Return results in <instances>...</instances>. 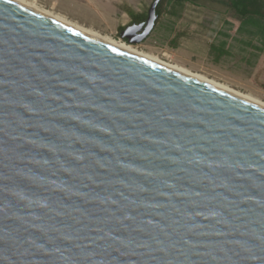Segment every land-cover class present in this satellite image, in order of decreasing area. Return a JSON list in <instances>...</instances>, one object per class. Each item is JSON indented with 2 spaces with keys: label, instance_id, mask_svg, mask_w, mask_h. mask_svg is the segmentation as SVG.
Returning a JSON list of instances; mask_svg holds the SVG:
<instances>
[{
  "label": "water",
  "instance_id": "1",
  "mask_svg": "<svg viewBox=\"0 0 264 264\" xmlns=\"http://www.w3.org/2000/svg\"><path fill=\"white\" fill-rule=\"evenodd\" d=\"M0 264H264V108L0 0Z\"/></svg>",
  "mask_w": 264,
  "mask_h": 264
},
{
  "label": "rangeland",
  "instance_id": "2",
  "mask_svg": "<svg viewBox=\"0 0 264 264\" xmlns=\"http://www.w3.org/2000/svg\"><path fill=\"white\" fill-rule=\"evenodd\" d=\"M156 23L135 48L264 100V65H253L264 53V17H239L226 0H162ZM99 32L120 38L118 32ZM196 39L206 43L204 51L187 53Z\"/></svg>",
  "mask_w": 264,
  "mask_h": 264
},
{
  "label": "crops",
  "instance_id": "3",
  "mask_svg": "<svg viewBox=\"0 0 264 264\" xmlns=\"http://www.w3.org/2000/svg\"><path fill=\"white\" fill-rule=\"evenodd\" d=\"M43 7L98 31L116 33L132 17L143 16L148 0H37ZM151 3V2H150ZM150 5V4H149ZM149 7V6H148ZM158 23V22H157ZM156 23V24H157ZM156 27V26H155ZM204 37V36H202ZM206 43L199 39L191 41L187 53L202 54ZM254 69L264 65V53L257 55Z\"/></svg>",
  "mask_w": 264,
  "mask_h": 264
},
{
  "label": "bare ground",
  "instance_id": "4",
  "mask_svg": "<svg viewBox=\"0 0 264 264\" xmlns=\"http://www.w3.org/2000/svg\"><path fill=\"white\" fill-rule=\"evenodd\" d=\"M31 9H34L38 12H41L51 18H54L60 22H63L71 27H74L80 31H83L91 36H94L100 40H103L107 43H110L112 45H115L117 47H120L124 50H127L129 52H132L134 54H137L139 56H142L146 59H149L151 61H154L156 63H159L163 66H166L168 68H171L173 70H176L180 73H183L185 75H188L190 77H193L199 81H202L206 84H209V85H212L216 88H219L225 92H228V93H231L235 96H238L246 101H249L257 106H260V107H263L264 108V100L250 94V93H245V92H242V91H239L233 87H231L230 85L226 84V83H223L221 81H217L213 78H210V77H207L206 75L202 74V73H199V72H194V71H191L190 69L186 68L185 66H182L178 63H175V62H169V61H165L163 59H161L159 56H156L154 54H151V53H148V52H144V51H141V50H138L137 48H135L132 44H129L123 40H116L114 39L113 37L109 36V35H104V34H101L99 31L91 28V27H87V26H84L83 24H80L74 20H71L69 18H67L66 16L58 13V12H54L52 10H49L45 7H43L42 5H39L37 2L33 1V0H15Z\"/></svg>",
  "mask_w": 264,
  "mask_h": 264
},
{
  "label": "trees",
  "instance_id": "5",
  "mask_svg": "<svg viewBox=\"0 0 264 264\" xmlns=\"http://www.w3.org/2000/svg\"><path fill=\"white\" fill-rule=\"evenodd\" d=\"M177 2L183 0H176ZM229 6L235 11L239 17L247 16H259L264 17V0H226ZM162 0L159 1L156 12L160 16L161 14ZM123 26H120L118 31H120Z\"/></svg>",
  "mask_w": 264,
  "mask_h": 264
},
{
  "label": "flooded vegetation",
  "instance_id": "6",
  "mask_svg": "<svg viewBox=\"0 0 264 264\" xmlns=\"http://www.w3.org/2000/svg\"><path fill=\"white\" fill-rule=\"evenodd\" d=\"M146 14H147V12H146ZM146 14L145 15H143V16H134V17H132L131 19H130V21L127 23V24H132V23H136V24H138V23H140V22H143L145 19H146ZM126 24V25H127ZM124 27V26H123ZM123 29V28H122ZM121 29V30H122ZM120 30V31H121ZM120 31H118V34L120 33ZM142 31V29H140L139 30V32H141ZM122 40H124V41H126L127 42V40H125V39H122Z\"/></svg>",
  "mask_w": 264,
  "mask_h": 264
},
{
  "label": "built area",
  "instance_id": "7",
  "mask_svg": "<svg viewBox=\"0 0 264 264\" xmlns=\"http://www.w3.org/2000/svg\"><path fill=\"white\" fill-rule=\"evenodd\" d=\"M35 2H37L39 5H41L37 0H33ZM119 40H122L121 38H119ZM124 41V40H123ZM126 42V41H125Z\"/></svg>",
  "mask_w": 264,
  "mask_h": 264
}]
</instances>
